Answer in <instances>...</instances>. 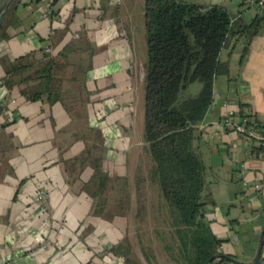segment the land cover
Here are the masks:
<instances>
[{
  "label": "crops",
  "instance_id": "obj_1",
  "mask_svg": "<svg viewBox=\"0 0 264 264\" xmlns=\"http://www.w3.org/2000/svg\"><path fill=\"white\" fill-rule=\"evenodd\" d=\"M185 1L222 6L235 33L222 53L230 73L216 77L194 142L205 166V219L231 263L264 264V195L252 188L264 182V160L223 123L229 101L264 125V23L243 64L239 33L264 16L243 0ZM136 3L29 0L7 22L0 39V264H108L118 256L113 248L127 235L128 217L122 223L116 214L93 215L84 188L99 161L109 189L121 188L119 181L133 189L146 153L147 50ZM46 61L53 62L57 102L48 95L29 101L23 84L5 85L14 67ZM200 88L195 83L188 93ZM40 189L50 196L44 210L37 204Z\"/></svg>",
  "mask_w": 264,
  "mask_h": 264
},
{
  "label": "trees",
  "instance_id": "obj_2",
  "mask_svg": "<svg viewBox=\"0 0 264 264\" xmlns=\"http://www.w3.org/2000/svg\"><path fill=\"white\" fill-rule=\"evenodd\" d=\"M19 5V4H18ZM17 5L13 7L15 10ZM233 16L220 5L204 6L185 0H146L144 22L147 31V72L144 105V140L155 162L152 177L166 200L165 208L173 245L167 244L177 264H218L231 262L219 252V240L205 219L201 203L205 166L194 149L197 126L202 123L213 103V87L218 75L229 74V64L222 59L223 50L234 36ZM264 17L240 27L244 38L241 63L248 56L251 40L261 33ZM0 28V39L7 37ZM52 61L40 67L19 65L4 80L9 89L23 84L21 94L29 101L48 95L51 103L60 98L52 94ZM199 83L200 91L189 94L191 85ZM48 88V89H47ZM49 93V94H48ZM55 95V97L51 96ZM53 97V98H52ZM110 179L99 161L84 191L93 199V215L103 216L107 207ZM139 202L140 211L144 210ZM157 232L158 234H165ZM113 248L125 264H145L133 255L131 245ZM147 264L150 255L143 249ZM131 254V257L129 256Z\"/></svg>",
  "mask_w": 264,
  "mask_h": 264
},
{
  "label": "rangeland",
  "instance_id": "obj_3",
  "mask_svg": "<svg viewBox=\"0 0 264 264\" xmlns=\"http://www.w3.org/2000/svg\"><path fill=\"white\" fill-rule=\"evenodd\" d=\"M7 1V0H5ZM4 1V2H5ZM23 1L27 2L29 0H14L5 20L2 25L3 28L7 26V22L11 21L13 15V7L15 4L18 6ZM137 15L140 20L144 21V5L140 4L139 0H136ZM146 1V0H145ZM90 4L91 2H87ZM78 5H81L78 3ZM35 6V5H34ZM0 26V28H1ZM142 34L145 38V54L147 50V31L143 23ZM1 34V32H0ZM142 36V35H141ZM147 55V54H146ZM145 55V59L146 56ZM34 60H32L33 62ZM144 152V150H142ZM143 155V154H142ZM142 157L141 168L138 173V178H135L137 185L133 186V189H128L125 186V182L119 181L121 188L118 190L109 189L107 193V207L104 211V215H117L119 220L123 223L128 217L129 228L127 235L120 242L125 246L126 244L131 245L133 255L140 258L145 264L146 261L143 256V249L149 253L152 264H177L171 255L177 252V249L169 251L165 248L167 244L173 245L172 238L169 233L167 213L165 204L167 203L162 195L160 185L154 181L151 173L155 166V162L148 150ZM147 158V159H145ZM110 185V184H109ZM129 195L131 196L129 199ZM139 202H143L144 210L140 213V217H137L138 210L140 211ZM122 218V219H121ZM163 234H158L157 232H163ZM122 238V237H121ZM115 248H121V246H116ZM104 253V248H101ZM131 257V254H129ZM110 262L108 264H125V260L122 255L111 256Z\"/></svg>",
  "mask_w": 264,
  "mask_h": 264
},
{
  "label": "built area",
  "instance_id": "obj_4",
  "mask_svg": "<svg viewBox=\"0 0 264 264\" xmlns=\"http://www.w3.org/2000/svg\"><path fill=\"white\" fill-rule=\"evenodd\" d=\"M243 3L264 16V0H243ZM225 105L230 108L224 116V125L245 138L257 155L264 160V125L254 117L234 109L231 102L227 101ZM244 186L245 188L249 187L246 182ZM252 188L264 195V182H255ZM36 198L38 206L44 210L45 204L50 198L49 193L45 189H40ZM221 248L220 246L219 252H221ZM218 260V264H233L229 261Z\"/></svg>",
  "mask_w": 264,
  "mask_h": 264
},
{
  "label": "water",
  "instance_id": "obj_5",
  "mask_svg": "<svg viewBox=\"0 0 264 264\" xmlns=\"http://www.w3.org/2000/svg\"><path fill=\"white\" fill-rule=\"evenodd\" d=\"M14 0H7L3 3H0V26L2 25L3 21L5 20L12 4H13ZM261 238H264V231L262 232V236ZM216 258V256H214L213 258H210L206 264H210L214 259ZM260 259V255L257 258V263L259 262ZM235 262V261H234ZM237 263V262H235Z\"/></svg>",
  "mask_w": 264,
  "mask_h": 264
},
{
  "label": "bare ground",
  "instance_id": "obj_6",
  "mask_svg": "<svg viewBox=\"0 0 264 264\" xmlns=\"http://www.w3.org/2000/svg\"><path fill=\"white\" fill-rule=\"evenodd\" d=\"M5 0H0V3H3Z\"/></svg>",
  "mask_w": 264,
  "mask_h": 264
}]
</instances>
